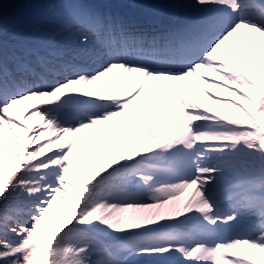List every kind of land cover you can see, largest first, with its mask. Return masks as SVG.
<instances>
[{
	"label": "snow or ice",
	"instance_id": "1",
	"mask_svg": "<svg viewBox=\"0 0 264 264\" xmlns=\"http://www.w3.org/2000/svg\"><path fill=\"white\" fill-rule=\"evenodd\" d=\"M123 3L0 0V264H264V0Z\"/></svg>",
	"mask_w": 264,
	"mask_h": 264
},
{
	"label": "rangeland",
	"instance_id": "2",
	"mask_svg": "<svg viewBox=\"0 0 264 264\" xmlns=\"http://www.w3.org/2000/svg\"><path fill=\"white\" fill-rule=\"evenodd\" d=\"M4 2L7 4V11L9 14L21 13L27 10L22 7V5L26 3L27 0H4ZM154 2V0H125L123 5H126L132 9L137 8L139 10H147L158 14V7L153 6Z\"/></svg>",
	"mask_w": 264,
	"mask_h": 264
},
{
	"label": "bare ground",
	"instance_id": "3",
	"mask_svg": "<svg viewBox=\"0 0 264 264\" xmlns=\"http://www.w3.org/2000/svg\"><path fill=\"white\" fill-rule=\"evenodd\" d=\"M154 1H155V0H154ZM166 10H167V12H168V11H170L171 9H166ZM191 10H192V9H189L190 13L193 12V11H191ZM60 43H63V42H60ZM190 91H191V94H192V93H193V90L190 89ZM194 93H195V92H194ZM196 96H199V99H198L199 102H202L203 104L206 103V101H207V97H206V96H204V95L201 94V93H196ZM163 105H164V101H161V104L158 103V104L155 106L154 109H151V110L149 111V113H148V115H147V118L143 121V126H142V128H141V130H140V131H141V134H142V132L147 128L148 123L150 122V120L153 119V118H155V116L159 113V111H160V109L163 107ZM190 193H191V189H189L187 192H185L184 195L181 196V197L179 198V201H180V202L185 201ZM175 204H176V202H172V203H170L169 205H167V206L165 207L164 211H168L169 213H171V214H173V215H176V210H175V207H174ZM12 238H14V237H12Z\"/></svg>",
	"mask_w": 264,
	"mask_h": 264
}]
</instances>
